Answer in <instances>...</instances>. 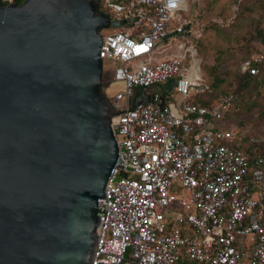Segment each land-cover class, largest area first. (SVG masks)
<instances>
[{
	"label": "built area",
	"instance_id": "built-area-1",
	"mask_svg": "<svg viewBox=\"0 0 264 264\" xmlns=\"http://www.w3.org/2000/svg\"><path fill=\"white\" fill-rule=\"evenodd\" d=\"M196 2L97 0L98 12L124 25L101 31L98 52L113 66L102 93L116 87L110 98L119 108L109 102L117 156L96 205L90 264H264V151L256 150L264 122L231 119L232 94L192 103L209 92L196 50L203 25L190 13ZM263 62L258 45L240 70L257 76ZM165 83L175 102L162 97ZM134 91L163 105L129 107Z\"/></svg>",
	"mask_w": 264,
	"mask_h": 264
},
{
	"label": "water",
	"instance_id": "water-1",
	"mask_svg": "<svg viewBox=\"0 0 264 264\" xmlns=\"http://www.w3.org/2000/svg\"><path fill=\"white\" fill-rule=\"evenodd\" d=\"M123 25L97 0L0 2V264H90L117 156L98 52Z\"/></svg>",
	"mask_w": 264,
	"mask_h": 264
},
{
	"label": "rangeland",
	"instance_id": "rangeland-1",
	"mask_svg": "<svg viewBox=\"0 0 264 264\" xmlns=\"http://www.w3.org/2000/svg\"><path fill=\"white\" fill-rule=\"evenodd\" d=\"M190 13L197 14L208 25L199 49L204 74L206 64L209 75L219 78L217 92L239 93L243 100L239 120L244 124L248 118L251 123L255 120L264 122V70L256 79L247 82L241 79L238 69L240 60L255 52L259 45L258 30L264 28V0H199L193 4ZM110 31L105 29L102 33ZM112 68L107 62L102 63V83L110 82ZM115 89L113 85L108 88L107 99L119 108V104L110 98ZM163 96L169 103L177 100L173 91ZM232 119L237 120L234 116ZM224 123L219 121L218 126Z\"/></svg>",
	"mask_w": 264,
	"mask_h": 264
},
{
	"label": "trees",
	"instance_id": "trees-1",
	"mask_svg": "<svg viewBox=\"0 0 264 264\" xmlns=\"http://www.w3.org/2000/svg\"><path fill=\"white\" fill-rule=\"evenodd\" d=\"M21 1L22 0H16L15 3L18 4ZM194 17H195L196 20L201 21V23L203 25L202 34H201L200 39L198 40L197 47H196L197 53L200 56V50L199 49H200V46L202 45V37H203L208 25L205 22H203L200 18H198L197 14H195ZM258 40H259V45H264V28L262 30H258ZM250 55L247 56V57H244L242 60H240V62L238 64L239 72L242 75L241 79L242 80H247V82L248 81L250 82V81L256 79L259 76V74L262 73L263 70H264V62H263V64L258 67L259 74L257 76L250 77L247 74L241 72V70H240L241 63L244 60H246L247 58H249ZM202 60H203V58H202ZM202 64H203V62H202ZM205 67H206V74H204V72H203L202 65H201V72H202V77H203L204 81L208 85L209 92H206L204 94L196 96L195 98H193L192 103L195 104V105L207 106L219 96L226 95V94H232V95L236 96L237 99H238V101H237V106L238 107H236V111L235 112H234V110L231 112V117L230 118L232 119V117L234 116V119H237V123L238 124H243V121L239 120V117H238V115L239 116L241 115V109L239 111V107H240V105L242 104V101H243V100H241V97L238 95L239 93L232 92V91H230V92H222V93L221 92H217L215 88L219 84V78L217 76L216 77L215 76H210L209 72H208V67L206 66V64H205ZM210 69H214V68L210 67ZM259 122H260L259 120H255L254 122L251 123V119L250 118L247 119V123H249L250 125H255L256 123H259ZM242 149H243L244 153H246V154L253 153L252 150H251V146H244V147H242ZM256 150H259V151L263 152L264 151V146H259V148H257ZM177 264H188V263H186V261L182 258Z\"/></svg>",
	"mask_w": 264,
	"mask_h": 264
},
{
	"label": "flooded vegetation",
	"instance_id": "flooded-vegetation-1",
	"mask_svg": "<svg viewBox=\"0 0 264 264\" xmlns=\"http://www.w3.org/2000/svg\"><path fill=\"white\" fill-rule=\"evenodd\" d=\"M163 94H165V93H162V97H164Z\"/></svg>",
	"mask_w": 264,
	"mask_h": 264
}]
</instances>
